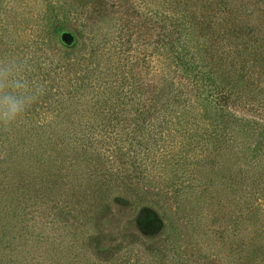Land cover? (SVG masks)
<instances>
[{"label":"rangeland","instance_id":"rangeland-1","mask_svg":"<svg viewBox=\"0 0 264 264\" xmlns=\"http://www.w3.org/2000/svg\"><path fill=\"white\" fill-rule=\"evenodd\" d=\"M197 1L179 47L199 54L214 33L203 63L245 95L234 107L247 119L219 149L208 143L198 186L186 187L169 155L188 139H139L105 110L121 85L160 75L197 115L176 119L179 106L166 118L212 121L207 88L198 98L168 58L175 1L0 0V57L25 60L44 86L0 128V264H264V149L252 150L264 134L239 127L264 123V0Z\"/></svg>","mask_w":264,"mask_h":264},{"label":"trees","instance_id":"trees-1","mask_svg":"<svg viewBox=\"0 0 264 264\" xmlns=\"http://www.w3.org/2000/svg\"><path fill=\"white\" fill-rule=\"evenodd\" d=\"M174 1L175 14L172 18V25H170L169 29L166 31V39L171 45V51L168 50V58L172 66L174 65L176 69L182 71L180 78L194 84L193 90L200 96L198 98H201L202 89L204 87L207 88V92H203L206 93V98L202 97V99L210 103V108L213 113L211 118L212 121L209 122L207 127L203 130L199 127L198 123L194 122L183 123L184 125L182 128L176 126L179 124V121L176 120L179 114L180 117L186 115L196 119L197 115L194 113L193 104L191 103L193 101L186 96V93L184 95V92L181 91L182 89H176L177 86H174L172 81L160 75H154L150 81H141L140 78H138L132 79L131 83H126L125 86L121 85L120 92L116 93V96H120L119 103L111 106L110 110L103 109L110 111L114 117H123V120H127L130 124H133L131 132H133L136 137L138 136L139 139L152 138L159 141L161 139H177L175 135H179L180 139H188V142H185V147H182L183 149L174 151L173 145V150L171 154L168 155L170 160L174 162L176 169L180 171L179 174L182 175L180 176L182 184L185 182L186 185L184 186L193 187L195 183H198V178L196 177L197 169L206 163L204 162L205 158L202 154L207 149L208 143H212L214 148L218 145L219 149L224 143L233 140L226 139V136H230L232 130H234L233 128H235L233 124L237 123L240 119H247L245 116H237L234 107L237 102H242V98L246 99V97L245 95L233 94L225 89V87L218 85L214 76L210 75L211 69H209L208 64L203 63L205 55L218 45V40L213 32L201 53L194 55L185 54L184 51L181 50L182 48L179 47V44L181 39L186 37V29H183L185 28L184 24L186 23V18H189L187 23L193 22L194 12L191 11V5L189 4L190 0ZM194 1L198 2L197 0ZM194 6H197V4ZM195 9L199 11L201 23L202 26H204L206 23L204 18L207 17V15L203 13V10L197 7ZM176 13H179V15ZM202 29L203 27L200 28V30ZM195 34L200 35V32ZM163 46L165 45H160L158 48L161 49ZM82 86L83 85L80 83H76L74 90L79 91ZM119 106L120 108H117ZM179 106L180 109L175 110V113H177L175 114L176 119L171 122V119L166 118V113L169 108L172 110L175 107L179 108ZM261 108L264 110L263 106ZM253 109L255 111L258 110L257 107L254 106ZM170 122L173 123V125H169ZM252 123H245V121H242L239 127L249 131L250 134H253L256 129H258L259 134H264V123L259 121ZM247 127L250 128V130ZM164 131L168 133H163ZM146 135L151 136L146 137ZM88 138H90V136L84 139ZM194 139H204V141L200 143V141H195ZM254 142L252 150L260 151L264 149V139H254ZM258 160L261 159L258 158L257 163ZM254 208H258L257 205Z\"/></svg>","mask_w":264,"mask_h":264},{"label":"clouds","instance_id":"clouds-1","mask_svg":"<svg viewBox=\"0 0 264 264\" xmlns=\"http://www.w3.org/2000/svg\"><path fill=\"white\" fill-rule=\"evenodd\" d=\"M44 86L30 79L25 60L0 57V128L17 124L43 93Z\"/></svg>","mask_w":264,"mask_h":264}]
</instances>
